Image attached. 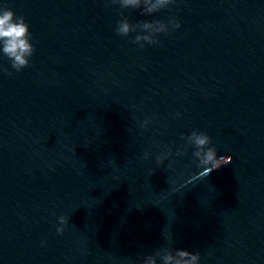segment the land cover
Returning <instances> with one entry per match:
<instances>
[{"label":"clouds","instance_id":"obj_1","mask_svg":"<svg viewBox=\"0 0 264 264\" xmlns=\"http://www.w3.org/2000/svg\"><path fill=\"white\" fill-rule=\"evenodd\" d=\"M113 4H118L121 9H140L141 15H152L169 5L175 3V0H111ZM120 20L117 22L115 32L118 36H128L130 33H137L133 43L143 48L145 43L158 44V34H167L169 28L178 29L180 24L175 17H171L167 22L164 20L140 21L131 24L123 12L120 13ZM31 34L29 26L23 16L17 17L15 13L8 8L0 9V51L11 61V67L17 72L29 66V58L33 55L35 49L30 43ZM8 75H11L7 69H3ZM148 121L145 120L141 127H146ZM181 139L186 141L183 149L177 151V155H184L188 148H194L193 156L199 161V167L203 169L202 175H208L221 166L231 162L230 156H219L214 146H211V138L204 132L192 131L187 137ZM149 156L144 153V159ZM171 156V150L157 155L158 164ZM153 174V173H152ZM69 218L65 216L58 217L59 227L56 231L63 234L64 227L68 224ZM199 264L200 255L187 250L164 247L157 249L153 254L145 257L144 264Z\"/></svg>","mask_w":264,"mask_h":264}]
</instances>
